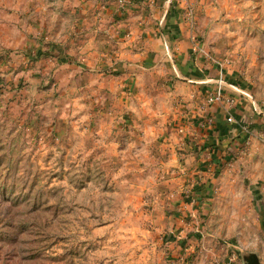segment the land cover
<instances>
[{
	"label": "rangeland",
	"instance_id": "374dc122",
	"mask_svg": "<svg viewBox=\"0 0 264 264\" xmlns=\"http://www.w3.org/2000/svg\"><path fill=\"white\" fill-rule=\"evenodd\" d=\"M186 1L208 2L201 37L253 117L216 163L78 61L73 20L125 1L0 0V264H264V0Z\"/></svg>",
	"mask_w": 264,
	"mask_h": 264
},
{
	"label": "crops",
	"instance_id": "0c3cea01",
	"mask_svg": "<svg viewBox=\"0 0 264 264\" xmlns=\"http://www.w3.org/2000/svg\"><path fill=\"white\" fill-rule=\"evenodd\" d=\"M123 1L127 3L122 8L124 12H119L116 2H111L109 7H103L100 17L73 20L75 29L85 31L76 48L78 61L95 73V82L102 80L97 85L109 89L107 96L114 99L120 115L134 119L147 114L151 119L159 120L162 116L183 123L178 128L187 130L182 142L186 152L207 146L196 152L201 158V154L215 148L209 144L222 150L232 146L238 149L246 133L245 127L235 124V120H253L251 115H244L241 104L230 109L219 104L203 113L193 111L192 115L185 112L188 106L197 105L198 94L213 86L219 72L218 63L201 37V30L211 19L208 2L202 3L203 9L199 6L203 15L192 16L195 21L190 24L191 7L186 0H171L164 5V12V0ZM195 45L204 51H196ZM223 70L225 93L235 101V86L227 84L233 75ZM164 107L165 112L161 109ZM228 115H232V122L227 121ZM186 123L189 126L184 127ZM241 134L244 136L239 137ZM189 138L195 139L196 144L189 143ZM213 151L210 159L216 163L219 157Z\"/></svg>",
	"mask_w": 264,
	"mask_h": 264
},
{
	"label": "built area",
	"instance_id": "2783aa9c",
	"mask_svg": "<svg viewBox=\"0 0 264 264\" xmlns=\"http://www.w3.org/2000/svg\"><path fill=\"white\" fill-rule=\"evenodd\" d=\"M120 2H124L123 0H120ZM170 2V0H168ZM192 9H188V20L189 23L191 24L193 19H192ZM194 49L196 51L202 52L204 50L201 49L200 46L195 45ZM225 80H224V75H223V69L220 68L218 75L213 83V86L210 89L206 90V99H205V108L207 109L208 106H213V105H226L228 109L232 108L235 104V101L232 97H230L228 94L225 93ZM227 121L232 122L233 117L232 115H228Z\"/></svg>",
	"mask_w": 264,
	"mask_h": 264
}]
</instances>
